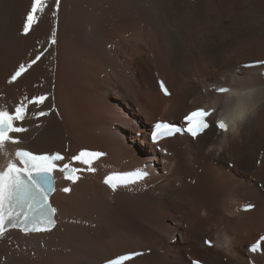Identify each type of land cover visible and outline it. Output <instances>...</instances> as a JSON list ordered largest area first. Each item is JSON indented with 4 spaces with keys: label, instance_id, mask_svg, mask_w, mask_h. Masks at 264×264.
Returning <instances> with one entry per match:
<instances>
[{
    "label": "bare ground",
    "instance_id": "1",
    "mask_svg": "<svg viewBox=\"0 0 264 264\" xmlns=\"http://www.w3.org/2000/svg\"><path fill=\"white\" fill-rule=\"evenodd\" d=\"M31 3L0 0V107L12 111L44 93L49 100L29 105L20 122L28 131L7 144L0 167L17 147L60 151L73 164L80 149L105 155L75 183L58 173L50 231L4 229L0 264H102L140 250L123 264H264V248L247 252L264 230V89L226 146L213 125L196 139L175 134L157 144L146 128L204 105L213 86L264 85L259 68L241 67L264 58V0H61L56 17L55 0H47L25 35ZM54 26L57 43L50 45ZM158 77L169 96L159 92ZM49 108L46 117L31 115ZM137 169L148 176L116 191L103 182ZM249 203L253 209L242 211ZM205 238L214 244L205 246Z\"/></svg>",
    "mask_w": 264,
    "mask_h": 264
},
{
    "label": "snow or ice",
    "instance_id": "2",
    "mask_svg": "<svg viewBox=\"0 0 264 264\" xmlns=\"http://www.w3.org/2000/svg\"><path fill=\"white\" fill-rule=\"evenodd\" d=\"M61 5V0H55L56 10H53L51 15L57 16V10ZM47 6V0H32L31 8L27 12L22 34H28L33 25L38 21V13H43ZM57 29L52 28L51 35L48 43L55 45ZM49 51L44 48L43 51H38L34 59H31L27 66L21 63L16 71L11 75L9 82L16 81L18 77L35 65L41 58ZM257 66H264V60H257L254 64L244 65L246 68ZM264 76V73H261ZM161 91L167 96L169 95L168 89L165 87L163 81H159ZM212 91L218 97L224 96L229 93L226 86H213L211 89L205 91ZM15 105L13 111L0 107V153H5L8 143H19L18 136L13 134H21L28 131L26 127L17 126V122H22L28 117L29 105H36L38 108L44 105L49 100V94L44 93L41 95L32 96L30 99L25 98ZM229 100H225V104H230ZM238 103L243 104L244 100L241 99ZM52 112L49 108L45 111H36L32 113L34 119H39L48 116ZM215 112V107L203 108L198 107L189 111L184 117L183 126H178L175 123L157 121L153 125L151 132V139L154 143L161 139L172 137L174 134L183 132L190 135L193 139L198 138L201 134L210 127L209 121L206 119ZM215 127L223 132L228 131V125L224 120L217 119ZM166 151V150H165ZM20 163L23 165L18 166L12 160L7 162L6 167L0 169V234L4 233L5 221L9 222L10 227H20L24 232H42L49 231L55 226V214L57 209L52 206L49 200L50 193L55 191L53 171L60 170L64 172L65 179L75 183L80 179L78 173L82 171L95 172L96 169L92 167V162L99 157L105 155L103 152L90 151L82 149L77 155L71 157L72 161H79L85 165L86 168H75L69 163H64L62 167L57 163L64 160L61 153H42L36 154L32 151H27L17 148L14 153ZM131 173H113L104 179V183L109 185L113 191H116L119 185L127 186L130 181L125 177ZM137 178L148 176V172L137 169ZM63 192H70V188L65 187ZM252 204L245 205V210L251 209ZM261 241H264V236H261L249 248L250 252H257L261 248ZM206 244L211 245V241L205 240ZM139 252H131L124 255H119L115 259L106 261V264H123L125 261H130L133 257L139 256ZM192 264H200L199 261H193Z\"/></svg>",
    "mask_w": 264,
    "mask_h": 264
},
{
    "label": "clouds",
    "instance_id": "3",
    "mask_svg": "<svg viewBox=\"0 0 264 264\" xmlns=\"http://www.w3.org/2000/svg\"><path fill=\"white\" fill-rule=\"evenodd\" d=\"M229 93L218 97L215 93L206 95L203 99L205 107H215V116L217 119L224 120L228 125V131L223 132L221 138V146H226L228 136L235 135L240 124L255 111L256 104L254 97L258 90L264 89L261 86H226ZM229 100L230 104H225V100ZM241 99L243 104L238 103Z\"/></svg>",
    "mask_w": 264,
    "mask_h": 264
},
{
    "label": "rangeland",
    "instance_id": "4",
    "mask_svg": "<svg viewBox=\"0 0 264 264\" xmlns=\"http://www.w3.org/2000/svg\"><path fill=\"white\" fill-rule=\"evenodd\" d=\"M111 102V101H110ZM112 103V102H111ZM106 108H108V107H106ZM109 111H114L115 113H116V106L115 105H111L110 106V108H109ZM118 112H119V110H118ZM140 122L139 121H137L135 124H139ZM148 130L150 129V126H148L147 125V127H146ZM134 136H135V138H140L141 136H142V133H141V131H136L135 133L132 131L131 132ZM229 168H232L231 167V164H226Z\"/></svg>",
    "mask_w": 264,
    "mask_h": 264
}]
</instances>
